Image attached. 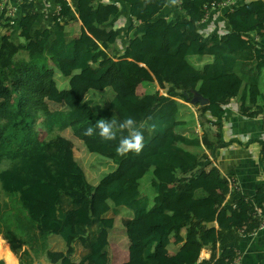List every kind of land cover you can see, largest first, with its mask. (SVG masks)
<instances>
[{
    "label": "trees",
    "instance_id": "16d2710c",
    "mask_svg": "<svg viewBox=\"0 0 264 264\" xmlns=\"http://www.w3.org/2000/svg\"><path fill=\"white\" fill-rule=\"evenodd\" d=\"M115 1L133 20L122 51L117 7L89 0L76 19L60 0V23L40 32L32 1L10 0L22 13L16 26L0 5V236L18 264H33L28 233L51 264H234L238 252L218 251V238L262 227L264 188L224 204L237 194L209 157L223 146L231 102L238 116L264 120V4L235 7L228 32L203 37L195 26L225 0H180L170 21L159 20L166 0ZM111 74L117 87L102 82ZM223 79V89L207 85ZM195 94L208 105H193ZM127 117L142 126L139 155H117L118 141L84 143L97 120ZM259 157L264 165V143ZM130 229L149 232L138 248Z\"/></svg>",
    "mask_w": 264,
    "mask_h": 264
},
{
    "label": "crops",
    "instance_id": "0c3cea01",
    "mask_svg": "<svg viewBox=\"0 0 264 264\" xmlns=\"http://www.w3.org/2000/svg\"><path fill=\"white\" fill-rule=\"evenodd\" d=\"M30 1L34 3L35 9L37 10L38 14L40 10L44 9L46 4L44 0H30ZM55 1L57 3L55 22L60 23L59 15L57 13L59 9L58 2L60 0H55ZM63 1H67L69 3L72 9L71 17L78 19L79 16L78 10L76 9L73 10L71 0H63ZM88 1L89 0H85L80 9L84 15H88L90 13L86 10V5ZM98 1H101L104 4L105 0H98ZM254 2H262L264 4V0H246L245 3L242 0L241 5L243 4L248 5ZM179 4L172 8L173 10H175V12H177L175 8L177 7L180 13ZM104 5L108 8L111 7L118 8V16L114 25H115V29L118 31L119 34L118 38H120L118 39V42L119 40L120 42L119 45L117 46L122 51L125 45L124 32L126 31L127 28H129L133 24V20L129 15V7L126 4L121 3V1H115V0L114 2L112 1L111 5H106V4ZM9 7L12 9L13 14L17 16L18 19L22 16L21 9L17 4L11 3ZM123 9L125 11L121 13L120 11H123ZM226 12L227 10L225 9L211 10L207 15V20L211 23L207 24L208 22H206L204 24L209 26H215L216 30L223 25V27L226 28V31L228 32L229 29L226 25V17H225ZM197 26L199 27V29L200 28L204 29V27L200 26V24H198ZM66 39L69 40L70 37H66ZM140 67L145 72L148 71L147 73H150V71L144 65H140ZM144 74L146 75L145 76L146 78L150 79L146 73ZM226 109H228V107H226ZM222 132H223L222 134L223 146H221L218 149V151L213 155L214 165L220 170V172L223 173L224 176H227L231 190L237 194L235 197H232L231 195L228 196L224 204L230 205L236 198L251 200L259 193V191L262 188H264V165L260 162V157H259L260 144H258V149H256L255 152L253 153L254 154L253 157H250V155H246L249 152L248 153L245 152V156L242 155V157L238 159L237 156L239 155V151H237V149L240 147V145L245 146L248 140L244 139L242 144H240V142H237L235 146L237 149H233V145L235 144L234 136L240 139L239 132L236 131V129L233 130L229 127H227L226 129L224 125L222 128ZM217 156H219V158L222 159V162L218 160ZM200 186L201 185L199 184V186L195 188H198ZM28 234L32 236L31 233ZM216 236H218L217 232H216ZM229 247L236 249V251L238 252L239 259L237 261L239 262V264H264V222L262 227L256 232H246V233L240 232L235 234L221 233L218 238L217 250L219 251ZM25 249L27 248L25 247ZM202 254L208 256L204 252H202Z\"/></svg>",
    "mask_w": 264,
    "mask_h": 264
},
{
    "label": "rangeland",
    "instance_id": "374dc122",
    "mask_svg": "<svg viewBox=\"0 0 264 264\" xmlns=\"http://www.w3.org/2000/svg\"><path fill=\"white\" fill-rule=\"evenodd\" d=\"M44 1L46 2V4H45L44 9L40 10V12H39L40 18L34 26V31H40V32L45 31V30L50 31L52 28V25L55 23V16H56L55 14H56L57 3L55 0H44ZM84 1L85 0H71L73 10L76 9V10H78V13H79L80 8H81V4H83ZM241 1L242 0H240V4H238L237 6L241 5ZM175 8H176L177 12H175V10H173L172 7H165L163 9L161 15H160L159 20L170 21V20L176 19L177 17L181 16L177 7H175ZM124 11L125 10L123 9V11H120V12L123 13ZM7 21H8V23H11L12 25L14 24L16 26L17 21H18V17L12 13L7 17ZM222 22H223V20H222ZM220 24H221V22H220ZM204 25H206V24H204ZM204 25L200 24V26H203L204 30L206 31L209 25H206V26H204ZM197 27H196V30L198 32H199V30L203 31V28L199 29V27L198 28ZM208 29H210V28H208ZM188 30H190V28H188ZM217 30H216L217 31L216 33H218L219 35L220 34L223 35L227 32L226 28H224L223 25L221 27H219ZM17 34H18V32L16 31L14 33L13 40L16 44L19 45V44H21V42L19 43V41L17 39ZM119 42H120V40H119ZM119 42H117V45H119ZM175 70H181V68L178 67V68L174 69V71ZM147 72H145L147 74V76L152 81H156L157 76H155L153 73L150 74ZM143 76L145 77L146 75H143ZM230 79L234 80L233 78H230ZM188 80H189L190 85L193 87L195 82H196L195 75L193 73L189 74ZM226 81H227L226 79H223L220 81L209 82V83H207V85L210 86L212 91L220 90V89L224 88V85H225L224 82H226ZM102 82L106 85L111 84V85L117 87L119 85V78L117 76H115L114 74H111L110 76L104 78L102 80ZM227 107H228V109H226V115L223 119V125L226 129H227V127L231 128L233 130L236 129V131L239 132V136H240V139L234 136V143L235 144L233 145V149H237L235 147L237 142H240V144H242L244 139L248 140V142H246L245 146L240 145V147L237 149V151H239V155L237 156V158L239 159L240 157H242V155L245 156V152H247V153L249 152L246 155H250V157H253L254 156L253 153L255 152L256 149H258V144L264 143V120L262 118H258L255 120H249V119H245V118H242L240 116H237V114L235 113L236 111H235L234 104L232 102ZM240 129H242V130H240ZM199 133L201 134L202 132L199 130ZM206 133L211 137V139H214L216 137L215 133L213 132V129H210V128L206 129ZM83 141L86 144V146L90 150H93V151L97 150L99 148V145L102 143V141L99 139L98 136L86 137ZM217 151L218 150H216L215 153ZM217 157H218V160L220 162H222V159L219 158V156H217ZM212 160L214 163V158H212ZM128 168H129V165L127 164V162H125L124 163V171H126ZM120 174L121 173H118L115 176L119 177ZM199 184L202 185L201 180L198 182H191L190 183V185L194 188L199 186ZM79 189H80L79 191L81 193V195H80L81 196V204L84 206H87V204H88L87 203L88 190L86 187L84 188L82 185H80ZM262 215L263 214L260 213V216H262ZM148 233L149 232L146 230L140 231L139 233H134L130 229V236L132 237V239L134 241V247L135 248L140 247V243H141L142 239H144ZM31 237L33 239V235ZM0 238L2 239L1 236H0ZM207 258H208V256H205L202 253L200 254L201 260L207 259ZM32 260H33V258H32Z\"/></svg>",
    "mask_w": 264,
    "mask_h": 264
},
{
    "label": "clouds",
    "instance_id": "9594fccd",
    "mask_svg": "<svg viewBox=\"0 0 264 264\" xmlns=\"http://www.w3.org/2000/svg\"><path fill=\"white\" fill-rule=\"evenodd\" d=\"M179 3L180 0H166L165 7H174ZM141 127L132 117L123 120L101 118L93 126L87 127L83 135L98 136L102 142L118 141L115 151L121 157L130 153L139 155L144 148V135Z\"/></svg>",
    "mask_w": 264,
    "mask_h": 264
},
{
    "label": "built area",
    "instance_id": "2783aa9c",
    "mask_svg": "<svg viewBox=\"0 0 264 264\" xmlns=\"http://www.w3.org/2000/svg\"><path fill=\"white\" fill-rule=\"evenodd\" d=\"M245 1H246V0H243L244 3H245ZM104 4H106V5H111V4H112V1H111V0H105V1H104ZM238 4H240V0H225V1H224L222 4H220V5L212 4V6H211V10H214V9H225V10H227V12H228V11H232L235 7H237ZM0 5H1L2 9H4V10L6 11V19H7V17H8L10 14L13 13V12H12V9L9 7V5H11V2H10V0H1ZM5 5H6V6H5ZM240 6H246V5L243 4V5H240ZM204 9L207 10L206 7H204ZM58 10H59V9H58ZM209 12H210V11H207V15L209 14ZM207 15H206L205 19L203 20V22L200 23V24H204V23H206V22H208L207 24H210V23H211V22H209V21L207 20ZM208 28H210V29H208ZM208 28H207L206 31L203 29V31H200V30H199V32L197 31V33H198L199 35L203 36V37H206V36H208V35H210V34H212V33L217 32V31H216V28H215L214 26H208ZM209 160L213 163L212 158L209 157ZM256 213H257V216H258V217H263V222H264V214H263L262 216H260V211H257ZM234 264H239V262L236 261Z\"/></svg>",
    "mask_w": 264,
    "mask_h": 264
},
{
    "label": "bare ground",
    "instance_id": "6f19581e",
    "mask_svg": "<svg viewBox=\"0 0 264 264\" xmlns=\"http://www.w3.org/2000/svg\"><path fill=\"white\" fill-rule=\"evenodd\" d=\"M255 62V58H251ZM151 74V73H150ZM25 247L28 249L31 257L36 262V264H45L40 249L34 243L30 234H26L23 237ZM0 260L4 261L5 264H18L15 256L9 251L8 245L0 238Z\"/></svg>",
    "mask_w": 264,
    "mask_h": 264
},
{
    "label": "water",
    "instance_id": "95a60500",
    "mask_svg": "<svg viewBox=\"0 0 264 264\" xmlns=\"http://www.w3.org/2000/svg\"><path fill=\"white\" fill-rule=\"evenodd\" d=\"M192 104L193 105H199L200 107H204L208 105V101L207 100H203L202 97L198 94H195L192 100ZM33 264H36L35 261H33ZM45 264H51V263H47L45 262ZM57 264H62L61 261L57 262Z\"/></svg>",
    "mask_w": 264,
    "mask_h": 264
}]
</instances>
